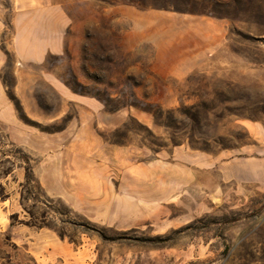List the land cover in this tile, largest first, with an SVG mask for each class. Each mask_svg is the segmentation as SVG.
Wrapping results in <instances>:
<instances>
[{
    "label": "rangeland",
    "instance_id": "374dc122",
    "mask_svg": "<svg viewBox=\"0 0 264 264\" xmlns=\"http://www.w3.org/2000/svg\"><path fill=\"white\" fill-rule=\"evenodd\" d=\"M49 5L62 51L22 66L8 53L1 75L15 121L0 118V264H264V0ZM161 15L213 20V63L181 73ZM45 164L59 168L60 195L41 184ZM104 189L120 218L87 211ZM12 226L50 230L71 252L37 261Z\"/></svg>",
    "mask_w": 264,
    "mask_h": 264
},
{
    "label": "crops",
    "instance_id": "0c3cea01",
    "mask_svg": "<svg viewBox=\"0 0 264 264\" xmlns=\"http://www.w3.org/2000/svg\"><path fill=\"white\" fill-rule=\"evenodd\" d=\"M49 3L51 0H0V118L7 119L9 123H14L15 118L7 100V87L1 76L7 54L10 53L13 56L17 65H41L47 55L62 51L63 46L59 40L63 28L61 16ZM152 15L154 14L143 13L141 17L145 19ZM159 18L166 19L167 23L172 26L171 29L167 26V31L160 33L159 40H163L162 43L166 44L165 50L177 52L173 56L177 62L174 63V66L182 69L181 73L187 72L191 66L202 67L207 63H213V53L217 52L221 46L219 28L217 24L213 23V20L204 17L177 18L163 15ZM83 143L85 144L80 150L85 154L84 159L88 161L91 150L90 142ZM69 146L73 151V142ZM118 153L117 149L107 148L104 152L105 155L102 156L105 162L110 160L116 163ZM175 154L179 160L199 168H203V165L207 167L211 162L201 155L186 152L185 149H181ZM45 163L51 164L50 161ZM104 167L106 166L104 165ZM42 169L43 173L40 177L43 188L50 194L60 195L62 181L57 175L59 168L45 164V166L42 165ZM96 183L93 180V186ZM94 195L95 192L93 200L89 199L90 206L87 211L95 210L99 220L103 221L107 216H111L106 215V212L110 208L112 209L109 202L110 200L114 201V194L110 199L111 193L104 189L103 198L100 196V192L97 194L99 196L97 200L94 199ZM80 198L82 195L79 194L77 199L80 200ZM133 200L135 199L133 198ZM112 204L114 219H118L122 216V209L120 206ZM10 234L12 242L17 246H24L25 250L37 261L64 260L71 252L70 244L50 230L39 229L31 232L18 226H12Z\"/></svg>",
    "mask_w": 264,
    "mask_h": 264
}]
</instances>
